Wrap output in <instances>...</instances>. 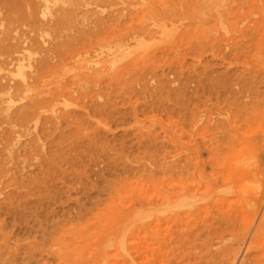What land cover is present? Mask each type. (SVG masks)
I'll return each instance as SVG.
<instances>
[{"label":"rangeland","instance_id":"obj_1","mask_svg":"<svg viewBox=\"0 0 264 264\" xmlns=\"http://www.w3.org/2000/svg\"><path fill=\"white\" fill-rule=\"evenodd\" d=\"M205 1L0 0V264H128L130 255L143 264L142 200L163 179L196 192L177 206L185 212L178 228L190 237L202 216L220 222L217 197L234 198L225 211L245 224L249 217L254 229L248 198L264 177V28L259 53L247 31L252 10L250 28L240 23L248 33L230 32L248 54L226 96L215 85L229 68L219 18L234 4ZM164 219L152 264H197L200 250L187 240L179 248Z\"/></svg>","mask_w":264,"mask_h":264},{"label":"bare ground","instance_id":"obj_2","mask_svg":"<svg viewBox=\"0 0 264 264\" xmlns=\"http://www.w3.org/2000/svg\"><path fill=\"white\" fill-rule=\"evenodd\" d=\"M199 2H201V1H199ZM198 2V3H199ZM205 2H208L209 3V1L208 0H206ZM233 2V4L234 5H232V6H230L229 4H226L225 5V9L222 11V14L220 15V23H221V27L223 28V34H224V43L222 44L223 45V48H222V50L225 48V54H224V50H223V53L222 54H224V56H223V58H222V61H223V59H224V61H226V65L227 66H229V68H225L226 70L223 72V76H224V79H225V82L224 81H222V82H224V83H222L221 85H220V83H215V85L216 84H219L217 87H219L220 86V88H224L223 90H222V92H227L228 93V91H226V87H230L229 85H228V83H230V82H232V81H234L235 80V82H236V84H237V75H236V73H237V71H239V68H238V64H241L240 63V61H241V59H244V56L246 55L247 56V54H246V51H243L242 49L244 48V40H241V41H243V45L242 44H240V42H238L239 40L237 39L236 40V38H237V36H236V34H231L232 32H237V33H239V35H241V33H243V35H244V32H241V31H245V30H241L240 29V23H244V25H247V26H249V28H250V25L249 24H251V22L250 21H248V23L246 22L245 23V21H246V19H245V21H244V18L246 17L247 18V20H249V19H252V18H254L253 16H255V19H252L251 21H252V27L250 28V30L252 31V32H250V30H247V31H249V33L252 35V36H250V42H251V45L254 47L255 46V44L256 45H261V43H262V41H261V39H257L258 37H257V34L258 35H260V31L261 30H263V28H264V0H233L232 1ZM234 2H236V3H234ZM203 3V2H202ZM198 4V5H206L205 3L204 4ZM188 5V4H187ZM192 5H193V3H192ZM191 5V6H192ZM195 5V4H194ZM193 5V6H194ZM195 7V6H194ZM193 7H191V9H192ZM204 8H207V6L206 7H204ZM195 9V8H194ZM194 9H192V10H194ZM253 11L254 12V14L255 15H251L248 11ZM196 11H197V9H196ZM192 12V11H191ZM252 12V13H253ZM149 14H150V11L148 12ZM248 13V14H247ZM246 14L249 16L250 15V18L248 17V16H246ZM144 15H145V13H144ZM143 15V16H144ZM251 16H252V18H251ZM147 17H150V15L149 16H147ZM129 18V17H128ZM132 18H133V16H132ZM150 19V18H149ZM154 19V18H153ZM133 21V20H132ZM244 21V22H243ZM142 23H143V21H141ZM219 23V22H218ZM220 23H219V25H220ZM140 24V23H139ZM144 25V24H143ZM146 25H148V24H146ZM135 26V25H134ZM161 26H162V24H161ZM242 26V25H241ZM147 27V26H146ZM242 28V27H241ZM145 29V28H144ZM247 31H245V32H247ZM231 32V33H230ZM248 33V32H247ZM257 33V34H256ZM264 33V32H263ZM262 33V34H263ZM222 34V35H223ZM255 34H256V36H255ZM247 36H249L248 34H247ZM244 37H246V36H244ZM262 38V37H261ZM245 39V38H244ZM247 40H249V39H247ZM219 44H220V42H219ZM264 43H262V47H264V45H263ZM221 45V44H220ZM222 45H221V47H222ZM262 47H261V49H262ZM247 48H248V45H247ZM257 47L255 46V49H256ZM221 50V49H220ZM222 50H221V52H222ZM252 50H253V48H252ZM257 50V49H256ZM258 51V50H257ZM249 52H251L250 50H249ZM245 53V54H244ZM258 53H259V51H258ZM221 54V53H220ZM260 54H262V52L260 53ZM243 56V58H241ZM245 56V57H246ZM220 58V59H221ZM260 60H262V59H260ZM219 61V60H218ZM244 61L245 60H243V63H244ZM222 64V63H221ZM245 64V63H244ZM261 64H263V67H264V63L263 62H261ZM225 65V66H226ZM221 66V65H220ZM209 69V68H208ZM259 69V68H258ZM264 70V69H263ZM245 71V70H244ZM260 71V70H259ZM233 73V74H229V73ZM209 73H210V71H209ZM218 74V73H217ZM222 74V73H221ZM221 74L220 75H217V76H219L221 79L223 78V76L221 77ZM241 74V76H243L242 75V73H240ZM260 74V73H259ZM261 76H262V73L260 74ZM247 76V75H246ZM253 76V75H252ZM245 77V76H244ZM218 78V77H217ZM232 78L234 79V80H232ZM241 78V77H240ZM248 78H250V77H248ZM245 80V79H244ZM252 81V80H251ZM255 81V80H254ZM219 82H220V80H219ZM239 82V81H238ZM263 82V81H262ZM210 83V82H209ZM241 83V82H240ZM245 83V82H244ZM252 83V82H251ZM211 84V83H210ZM227 84V85H226ZM232 84V83H231ZM246 84V83H245ZM261 84V83H260ZM206 85V84H205ZM235 84L233 83V85H231L232 86V88H234L233 86H234ZM244 85V84H243ZM208 86H212V84L211 85H208ZM238 86H241L240 84L238 85ZM213 87V86H212ZM237 87V86H236ZM216 88V87H215ZM243 89H244V87H242ZM209 90H210V88H208ZM207 89V90H208ZM239 89H240V87H239ZM238 89V90H239ZM252 89V88H251ZM263 89V88H262ZM212 90H213V88H212ZM212 90H210L211 92H212ZM217 90V88L215 89V93H217V95H218V90ZM233 90V89H232ZM235 90H237V89H235ZM235 90H234V93H235ZM237 90V92H239V91H243L242 89L241 90H239L238 91ZM256 90V89H255ZM214 91V90H213ZM253 91V90H252ZM261 91V90H260ZM263 91V90H262ZM208 93V92H207ZM239 93H241V92H239ZM214 94V93H213ZM236 94V93H235ZM223 95V94H222ZM224 95H226V93L224 94ZM232 95V94H231ZM221 96V92H219V95H218V98ZM227 96V95H226ZM225 96V97H226ZM211 97H212V95H211ZM224 97V98H225ZM256 97V96H255ZM220 100H222L221 98H220ZM217 101H218V99H217ZM228 101V100H227ZM226 101V102H227ZM219 102V101H218ZM218 102L215 104V105H217L218 104ZM258 102V101H257ZM220 103V102H219ZM221 104V103H220ZM219 104V105H220ZM232 105V104H231ZM210 106V105H209ZM220 107H222V106H220ZM218 105H217V112H216V114H221L222 113V111H224V109L223 108H220ZM225 108V107H224ZM211 109H212V107H211ZM210 109V110H211ZM223 109V110H222ZM206 110V109H205ZM215 110V109H214ZM211 112V111H210ZM226 113V112H225ZM227 114V113H226ZM226 114H224V115H226ZM207 115V114H206ZM223 115V114H222ZM218 117V116H217ZM26 118V117H25ZM210 119L211 120H213L214 118H212V117H210ZM220 119V118H219ZM219 119H216L215 118V120H217V121H219ZM226 119V118H225ZM26 120H27V118H26ZM25 120V121H26ZM223 121V120H222ZM226 122V121H225ZM224 124H226V123H224ZM204 125V124H203ZM215 125V124H214ZM216 126H218V125H216ZM220 126V125H219ZM217 128V127H216ZM221 132V131H220ZM262 133H263V131H262ZM263 135H264V133H263ZM196 139V138H195ZM254 139V138H253ZM252 140V139H251ZM250 140V141H251ZM200 141V140H199ZM255 141V140H254ZM201 142H203V141H201ZM196 143V142H195ZM195 143H194V145H195ZM30 144V143H29ZM38 145H40V144H38ZM237 146V145H236ZM34 147V146H33ZM182 147V146H181ZM165 148V147H164ZM197 149V148H196ZM234 149V148H233ZM236 149V148H235ZM232 150V149H231ZM26 151V150H25ZM247 151V150H246ZM182 152V151H181ZM245 153V152H244ZM184 154V153H183ZM234 154V153H233ZM161 155V154H160ZM166 155V154H165ZM235 155V154H234ZM236 156V155H235ZM167 159V158H166ZM166 159H164V156L162 157V160H164V162L166 161ZM238 159V158H237ZM160 160H161V158H160ZM159 163V162H158ZM158 163H156V164H158ZM169 163V162H168ZM229 163V162H228ZM175 164V163H174ZM179 164V163H178ZM204 164V163H203ZM1 165V164H0ZM166 164H164V166H165ZM184 165V164H183ZM196 165H197V163H196ZM157 166V165H156ZM160 166V165H159ZM159 166H157V168L158 169H160L159 168ZM163 166V164H161V167ZM175 166H176V164H175ZM174 166V167H175ZM204 166H205V164H204ZM1 167H3V166H1ZM167 167H169V166H165V168H167ZM180 167V166H179ZM200 167V165L198 166V168ZM228 167V166H227ZM162 169V168H161ZM160 169V170H161ZM174 169V168H173ZM172 166H171V169H169V171L171 170V174H172ZM177 169V168H176ZM182 169V168H181ZM186 169V168H185ZM188 169V168H187ZM6 170V169H5ZM165 170V169H164ZM163 170V171H164ZM178 170V169H177ZM196 170V169H195ZM200 170V169H199ZM168 171V170H167ZM174 171V170H173ZM183 171V170H182ZM181 171V172H182ZM190 171V170H189ZM192 171V170H191ZM242 171V170H241ZM179 173H180V171H178ZM195 172V171H194ZM196 172H197V170H196ZM166 173H168V172H166ZM184 173H186V172H184L183 171V174ZM198 173V172H197ZM160 174H162V172L160 173ZM160 174H159V176H160ZM171 174H170V176H171ZM173 174H175V172L173 173ZM195 174V173H194ZM201 174V172L199 173V175ZM227 174V173H226ZM167 175H169V174H167ZM176 175V174H175ZM178 175V174H177ZM176 175V176H177ZM225 175V174H224ZM176 176H174V177H176ZM192 176V175H191ZM201 176V175H200ZM258 176V175H257ZM164 177V176H163ZM163 177H161L160 176V179H163ZM173 177V178H174ZM184 177V176H183ZM199 177V176H198ZM159 178V177H158ZM200 178V177H199ZM258 178V177H257ZM167 179V178H166ZM180 179V178H179ZM198 179V178H197ZM155 180H156V178H155ZM169 180V179H168ZM167 180V181H168ZM185 180H186V178H185ZM205 180V179H204ZM227 180V179H226ZM159 181V180H158ZM192 181V180H191ZM209 181V180H208ZM211 181H215V180H211ZM153 182V181H152ZM170 182L171 181H169V183L168 184H170ZM178 182V181H177ZM182 182V181H181ZM180 182V183H181ZM159 183V186L157 185V187H156V190H154L152 193H149V194H145L146 196H144L143 197V204H142V219H141V222H140V225L142 226V234H143V236L141 237L142 239H143V247H144V249H143V251H144V262H143V264H152V263H154L155 262V258H156V255H157V253H159L160 252V241H162V238L163 237H161V235H162V232L163 231H161L160 232V230H159V227H161L163 224H162V220L164 219V218H166V220H169V221H172L173 222V226H175L177 229H176V231H175V236H176V238L178 239V243H176L177 245L179 244V248H180V246H181V244L183 245L184 243L186 244H188V242L190 241H193L192 243H194V244H191L192 246H194L195 247V250L198 248V250H200V252L199 251H197V253L199 252L200 253V255L199 254H197V255H199L198 257L199 258H201L200 260H201V263L202 264H219V262H220V264H222V263H229V264H234V261L236 260V256H238V253H237V251H238V249L241 247L240 246V242H244V237L245 236H247V234L248 233H251L250 235H251V238H250V241H249V243H248V247H247V251H246V255L244 256L245 257V259H241V261H240V264H264V256L263 257H261L260 256V254H259V250H258V248H260V241L262 240V238L264 237L263 235H264V177H262V185H261V188H260V190H259V192H257V193H254V194H252V195H250V197L248 198L249 200H251L252 201V203H253V205L255 206V216L256 215H258L259 216V221H258V223L253 227L254 229H252V226H253V220L251 221V219L249 218V217H247V219H248V221L246 222V224H245V222L243 223V221L240 219V218H242L241 216H240V222L239 221H237L238 219L236 218V216H234V214H233V212L232 213H229L228 214V212L227 211H225V207H224V202H227L226 204H228V202H232L233 203V199L234 198H231V199H227V197L226 198H223V199H221L220 197H217V198H215V199H213L212 200V202H213V206L214 207H212L211 209H214L215 210V214H216V216H217V220L218 221H220L219 223H217V222H215V223H213V222H211L210 220H207L208 218H206V217H204V216H202L203 214H201L200 212H198L202 217L201 218H199L200 219V225L198 226V228L196 229V234L195 233H191V234H193V236H194V234H195V237H190V234L188 235V233H190V232H188V233H185V230H183L184 228H182V230H179V228H178V226L180 225V221H182V217H183V215H185V212H181L180 210H178V208H177V206L179 205V203H181V201L185 198L186 200H187V198H188V196L189 197H191V196H193L194 197V195H195V197H197V195H196V192L195 193H192L193 195H191L190 193V195H188L187 193H188V191H187V189H185L184 188V190H182V189H179L178 188V186L177 187H174V185L176 186V184H174L173 186H170V185H168L167 183H166V180L165 179H163V180H161L160 182H158ZM213 183V182H212ZM215 183H217V181L216 182H214L213 184H215ZM249 183V182H248ZM184 184V183H183ZM199 184V186H200V183H198ZM209 184V183H208ZM207 184V185H208ZM213 184H211L213 187H214V185ZM156 185V184H155ZM182 185V184H181ZM186 185V184H185ZM195 185V184H194ZM193 185V186H194ZM217 185V184H216ZM205 186V185H204ZM185 187H187V186H185ZM189 187V186H188ZM198 186H196V188H197ZM227 187V186H226ZM235 187V186H234ZM152 188H154V187H152ZM206 188H207V186H206ZM229 188V187H228ZM227 188V189H228ZM231 188V187H230ZM233 188V187H232ZM190 189V188H189ZM192 189V191H193V188H191ZM215 189V188H214ZM226 189V190H227ZM234 189V188H233ZM256 189V188H255ZM148 190V189H147ZM150 190V189H149ZM212 190V189H211ZM210 190V191H211ZM219 190V189H218ZM225 190V189H224ZM223 190V191H224ZM222 191V193H225V192H227V191ZM146 191V190H145ZM151 191V190H150ZM191 191V190H190ZM208 192V194H204L203 196H207L208 197V195H210V193H213L212 191L211 192ZM229 191V190H228ZM186 194H187V196H186ZM218 194V193H217ZM199 195H201V194H199ZM211 195H213V194H211ZM221 194H218L217 196H220ZM229 195H230V193H229ZM233 195V194H232ZM203 196L201 195L200 197L201 198H203ZM200 197H199V199H200ZM229 197H232V196H229ZM235 197V196H234ZM236 198V197H235ZM238 199V198H237ZM230 200V201H229ZM189 201V200H188ZM241 201V200H240ZM239 201V202H240ZM211 201H210V203H212ZM189 203V202H188ZM243 204H244V202H242ZM193 204V203H192ZM187 205V204H186ZM185 205V206H186ZM190 205V204H189ZM210 205H212V204H210ZM232 204H230L229 203V206H231ZM181 205H179V207H180ZM193 206H194V204H193ZM235 206H237V205H234L233 207H235ZM240 206V205H239ZM190 207V206H189ZM188 207V208H189ZM196 207H197V205H196ZM199 207L200 208H202L203 207V205L202 206H200L199 205ZM199 207H197L195 210H197L198 211V208ZM191 208V207H190ZM195 208V207H194ZM224 208V209H223ZM186 209V208H185ZM209 209V208H208ZM211 209H210V213L212 212L211 211ZM243 209V208H242ZM230 210V209H229ZM249 210V209H248ZM185 211V210H184ZM205 211H206V209H205ZM224 211V212H223ZM250 211V210H249ZM248 211V212H249ZM195 212V211H194ZM203 212V211H202ZM214 212V211H213ZM228 214V215H226V213ZM229 212H231V211H229ZM251 212V211H250ZM208 213V212H207ZM235 213V212H234ZM212 215L214 214V213H211ZM245 214L247 215V213L245 212ZM135 215V214H134ZM199 215V216H200ZM210 215V214H209ZM243 215V214H242ZM239 216V215H238ZM249 216V215H248ZM185 217V216H184ZM254 217V216H253ZM214 218V217H213ZM245 218H246V216H245ZM211 219H212V217H211ZM242 219H244V218H242ZM127 220H128V218H127ZM138 220V219H137ZM184 220V219H183ZM164 221H165V219H164ZM192 221H193V219H192ZM213 221V220H212ZM245 221H246V219H245ZM139 222V221H138ZM221 223V224H220ZM162 224V225H161ZM214 224H216V225H218L217 227L216 226H214ZM185 225V224H184ZM167 226V225H166ZM140 227V226H139ZM168 227V226H167ZM180 227H181V225H180ZM162 228H163V226H162ZM169 228V227H168ZM172 229H173V227H172ZM185 229H186V226H185ZM251 229H252V231L253 232H251ZM169 230H171V229H169ZM164 231H165V228H164ZM187 231V230H186ZM170 232V231H169ZM194 232V231H193ZM164 234V233H163ZM166 234V233H165ZM174 234V233H173ZM171 235V234H170ZM164 236V235H163ZM167 236V235H166ZM169 236V235H168ZM174 236V235H173ZM171 237V236H170ZM172 238V237H171ZM175 238V239H176ZM191 238H193V240H190ZM141 239V240H142ZM264 239V238H263ZM171 240V239H170ZM174 240V239H173ZM187 240V241H186ZM241 240V241H240ZM175 242L177 241V240H174ZM173 241V242H174ZM179 241H180V243H181V241H186V242H183V243H179ZM226 241H228V242H226ZM164 242V241H163ZM168 242V241H167ZM239 242V243H238ZM165 243V242H164ZM239 244V246H238V244ZM168 244V243H167ZM170 244V243H169ZM167 245L168 247L170 246V245ZM190 244V243H189ZM237 244V246H238V248H236L237 246H235ZM184 246V245H183ZM262 247H263V245H261ZM182 247V246H181ZM194 247H192V250H193V248ZM163 248H164V246H163ZM166 248V247H165ZM185 248H187V245L185 246ZM169 249V248H168ZM189 249V248H188ZM262 249V248H261ZM264 249V248H263ZM157 250L159 251V252H157ZM164 250V249H163ZM183 250V249H182ZM167 251V250H166ZM142 252V251H141ZM165 252V251H164ZM202 252V253H201ZM162 254H164L163 252H161ZM160 253V254H161ZM191 253V252H190ZM126 254H127V252H126ZM221 254V255H220ZM141 255V254H140ZM191 255H192V253H191ZM264 255V254H263ZM131 256V255H130ZM130 256H129V260L131 259V262L129 261V263L131 264V263H137V262H135V260H133L134 258H132V257H134V256H132L131 258H130ZM142 256V257H143ZM162 256V255H161ZM167 256V255H166ZM187 256V255H186ZM196 256V255H195ZM220 256H222V257H224V260L223 259H219V257ZM137 257V256H136ZM159 257V256H158ZM190 258H191V256H189ZM188 257V258H189ZM187 258V259H188ZM139 259V258H138ZM159 259V258H158ZM165 259V258H164ZM191 259H193V256H192V258ZM190 259V260H191ZM161 260V259H160ZM160 260H158V261H160ZM183 260V259H182ZM185 260V259H184ZM200 261L198 258L196 259V258H194L193 259V261ZM166 261V260H165ZM189 261V260H188ZM139 262V261H138ZM179 262H182V261H179ZM197 262V264H199ZM236 262V261H235ZM128 263V264H129ZM190 263H191V261H190ZM141 264V263H140ZM167 264V263H166ZM174 264V263H173ZM176 264V263H175ZM179 264H181V263H179ZM183 264V263H182ZM186 264V263H185ZM188 264V263H187ZM193 264H196L195 262L193 263Z\"/></svg>","mask_w":264,"mask_h":264}]
</instances>
